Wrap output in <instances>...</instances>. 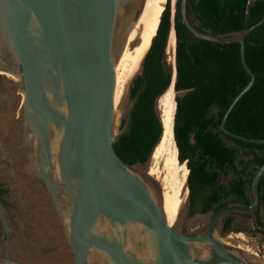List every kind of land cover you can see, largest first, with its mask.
Instances as JSON below:
<instances>
[{
  "label": "water",
  "instance_id": "obj_1",
  "mask_svg": "<svg viewBox=\"0 0 264 264\" xmlns=\"http://www.w3.org/2000/svg\"><path fill=\"white\" fill-rule=\"evenodd\" d=\"M143 5L144 0H0V53L8 67L3 70L12 68L15 73L13 69L22 66L24 127L37 136L38 168L58 207L59 192L68 198L76 264H264L251 262L242 249V257L234 254L232 246L215 237L223 215L257 210L264 163L255 172L250 204L222 206L212 211L206 231L185 232L168 224L160 207L162 198L156 199L135 164L124 161L114 147L130 129L138 101H131L126 123L115 132L117 49L124 18L135 19ZM180 10L195 36L240 43L241 60L251 78L226 109L220 128L232 137L264 143V138L246 137L225 126L231 110L255 82L256 73L245 58V38L264 16L242 32L215 35L190 20L187 0H181ZM164 64L173 76L175 69L176 77V62L172 68L166 52ZM54 128L61 134L60 178L51 169ZM0 218L8 232L9 210L1 197ZM129 243L133 249H127ZM92 248L103 252L99 261L88 259ZM205 251L211 255L202 257ZM0 264L25 263L10 255L5 241Z\"/></svg>",
  "mask_w": 264,
  "mask_h": 264
},
{
  "label": "trees",
  "instance_id": "obj_2",
  "mask_svg": "<svg viewBox=\"0 0 264 264\" xmlns=\"http://www.w3.org/2000/svg\"><path fill=\"white\" fill-rule=\"evenodd\" d=\"M181 0L174 12L167 0L157 32L144 57L142 70L132 79L130 98L136 102L130 129L114 147L130 164L146 163L162 139L164 124L157 107L173 75L164 64L169 34L176 30V111L174 137L180 162L189 173V215L208 213L230 203L250 204L256 170L264 163V143L241 140L221 128L222 117L234 97L249 82L240 43H220L195 36L182 21ZM190 20L215 35L239 33L264 16V0H187ZM245 58L256 73L252 87L229 113L225 126L240 135L264 138V22L245 38ZM126 123L123 119L121 127ZM259 211L264 208V174L259 183ZM7 188L0 187V197ZM3 200V199H2ZM234 213L227 214L223 232L232 229Z\"/></svg>",
  "mask_w": 264,
  "mask_h": 264
},
{
  "label": "bare ground",
  "instance_id": "obj_3",
  "mask_svg": "<svg viewBox=\"0 0 264 264\" xmlns=\"http://www.w3.org/2000/svg\"><path fill=\"white\" fill-rule=\"evenodd\" d=\"M166 2L167 0H145L142 10L135 19H130L127 16L124 18L122 33H121L115 64H114L115 75H116L115 90H114L115 132L119 128L118 127L116 129L118 123V117L120 114L119 112L126 103L131 81L135 76V74L141 71V66L144 57L151 45L154 35L157 32V28L160 23L162 13L166 7ZM176 45H177L176 30L173 27L169 34L167 48H166V54L168 60H171L173 63H175L176 61L175 60ZM0 70L4 71L3 69ZM6 74L13 81L18 82L20 80V76L11 71H8ZM174 80H175V69H174L173 81L170 87L168 88V90L165 92L166 94L168 92L172 93V91H175ZM16 86L18 87V84H16ZM20 92L21 95H24V91L22 89H20ZM1 100H6L8 103H10L14 99L12 95L6 94L0 96V101ZM173 103H174V109H172V116L167 118L166 120L163 119V124H164L163 136L159 144L156 146L151 157V161H155L156 163H158L159 160L162 159L164 154L163 143L166 137L170 136V139L175 144V156L173 162H170L169 160L164 162L162 171L156 168L157 166L155 167L153 165L149 166V170H148L149 174H157V176H161L163 179L167 177V173L170 171L172 163L177 165L179 162L178 147L174 137V117L177 106L175 99L173 100ZM63 110L67 112L66 108H63ZM0 133L3 134L2 145L5 150V158H7L9 161L13 163L14 167L12 169V174L16 177V179H18L19 184L17 186V190H18V194L20 195V200L22 201L21 205L23 206V209L25 206L27 208L28 205L27 200L29 199V197L27 199L28 190L30 187H33L34 184L36 183V173H35L34 163L36 162V160L38 161L39 158V153L37 148L38 146L37 136H35V134L30 130H26V129H25V133H22L20 122L12 121V118L9 115L1 114V113H0ZM60 138H61V134L54 128L51 139L54 166L51 167V169L56 178H60L59 159H58V155L60 151V140H61ZM180 166L184 168L183 179L180 186L178 188L175 187L174 182L171 185L165 186L162 200L160 202V207L167 219V222L169 225L172 226L177 224L178 213L185 204L189 192V188L187 187V176L189 173V168L186 163H182V162H180ZM159 171L161 173H159ZM63 201L64 199L62 200V202L60 201L59 207L61 210L62 217H64L65 220L67 218L68 221L69 209L68 206L63 204L64 203ZM136 225L138 226L139 224L136 223ZM102 226L103 227L108 226L107 220H104L102 222ZM67 227L70 232L69 222H67ZM242 234L239 233L235 236L232 234L218 235L215 233V237L221 243L232 246L233 248H231V252H233L234 254L242 256L239 250L242 249L244 251L243 255L247 257L251 262L263 263L264 260L257 255L258 252L257 243L247 240ZM127 249H133L130 243L127 245ZM103 255L104 254L101 250L97 248H92L88 252V259L93 262L99 261L103 257ZM210 255H211L210 251L209 252L205 251L202 254V257H209Z\"/></svg>",
  "mask_w": 264,
  "mask_h": 264
},
{
  "label": "rangeland",
  "instance_id": "obj_4",
  "mask_svg": "<svg viewBox=\"0 0 264 264\" xmlns=\"http://www.w3.org/2000/svg\"><path fill=\"white\" fill-rule=\"evenodd\" d=\"M176 3L177 0H171V10L173 12L176 8ZM168 62L170 63L172 68H174L175 63H173L171 60H168ZM139 72H137L135 76ZM129 88H131V85ZM128 92L130 93V89ZM129 93L125 105L119 112L120 114L118 117L116 129L118 127H121L124 118H126L127 121L132 101ZM176 95L177 91L175 90L172 91V93H164L158 99L157 107L162 119L166 120L167 118L172 116V109H174L173 100H176ZM0 110H2L1 104ZM20 127L21 132L25 133L24 119L22 120V122L20 121ZM0 136V184L9 187L10 190L7 194L6 203V206L9 210L10 219L14 218L17 221V225L19 227H22L20 228V234L22 238L19 237L20 234H18V232L14 235L11 231V239L6 241L10 255L16 259H23V262L25 264H76L74 252L70 242V232L67 227V218L65 220V218L62 217L60 210H58L59 207L52 197L49 189L47 188L42 175L40 174L38 164H36L37 161L34 163L36 183L33 187L29 188L27 196V199L29 197V199L27 200L28 205L27 208L25 206L23 209V206L21 205L22 201L20 200V195L18 194L17 190V186L19 184L18 179H16V177L12 174V169L14 166L11 161L5 158V150L2 145L3 134L0 133ZM163 148L164 154L162 159H160L158 163H156L155 161H151L150 158V160H148L146 163H137L133 166L137 174L146 180L152 193L159 202L163 196L164 187L171 185L174 182L175 187L178 188L182 182L184 173V168L180 166V160L177 165L172 163L171 169L167 173V177L165 179H163L161 176H157V174L148 173L149 166H157L156 168L162 171L164 162H166L167 160L173 162L175 156V144L170 139V136L166 137L163 143ZM160 171L159 173H161ZM58 195L60 196V201L62 202V200L64 199L63 204L69 206L68 198L66 197V195L61 192H59ZM188 195L185 204L178 213V221L175 226L185 232L202 233L206 231L209 226L212 212H208L205 214L195 213L193 215H189ZM259 214L261 221L264 223V208L260 209ZM234 215L235 221L233 230L225 235L232 234L236 236L239 233H243L242 235L247 240L257 243V255L264 260V232L258 225L256 211L234 212ZM222 217L220 218L215 231V233L218 235H223L221 234L220 230ZM9 228L12 230V221L11 223L9 222ZM3 231V221L1 220L0 254H3Z\"/></svg>",
  "mask_w": 264,
  "mask_h": 264
},
{
  "label": "flooded vegetation",
  "instance_id": "obj_5",
  "mask_svg": "<svg viewBox=\"0 0 264 264\" xmlns=\"http://www.w3.org/2000/svg\"><path fill=\"white\" fill-rule=\"evenodd\" d=\"M3 68H8L5 67L3 65V57L0 53V69ZM10 68V67H9ZM11 72H12V68H10ZM22 66L19 64L16 68L13 69V71L15 72V74L20 75L22 73ZM8 71H1L0 70V96L2 95H6V94H10L13 96L12 102L8 103L6 100H1L0 104L2 106V110H0L1 114H7L12 118V121L15 122H22V120L24 119V105H23V96L21 95L20 89H23V80L20 78V80L18 82L13 81L11 78H9V76L6 74ZM9 83V84H8ZM16 84H18V87L16 86ZM4 92V93H3ZM0 187L3 188H7V192L3 195V201L6 204L7 203V194L9 193V187L0 184ZM189 213V210H188ZM227 214L225 216L222 217V222H221V234L225 235L228 233H224L223 232V228H224V221L226 218ZM12 221V230L10 229L8 232L5 231V227H4V223H3V227H4V231H3V235H2V245L5 241L10 240L11 239V231L12 234H20V227L17 225V221L14 218L10 219V215H9V222L11 223ZM234 221H235V215H234ZM234 221L232 224V229L234 227ZM16 223V225H15ZM0 224H1V219H0ZM14 226V227H13ZM229 231V232H231ZM20 238H22L21 234L19 235ZM16 259V258H15ZM20 260V259H18ZM20 261L23 262V259H21Z\"/></svg>",
  "mask_w": 264,
  "mask_h": 264
}]
</instances>
